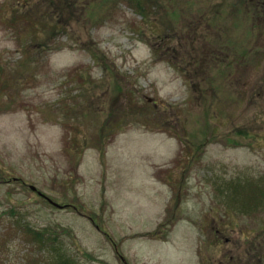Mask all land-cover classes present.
<instances>
[{"label": "rangeland", "instance_id": "374dc122", "mask_svg": "<svg viewBox=\"0 0 264 264\" xmlns=\"http://www.w3.org/2000/svg\"><path fill=\"white\" fill-rule=\"evenodd\" d=\"M72 1L0 0V264H264V0Z\"/></svg>", "mask_w": 264, "mask_h": 264}, {"label": "trees", "instance_id": "16d2710c", "mask_svg": "<svg viewBox=\"0 0 264 264\" xmlns=\"http://www.w3.org/2000/svg\"><path fill=\"white\" fill-rule=\"evenodd\" d=\"M47 0H43L46 2ZM130 4L134 5L136 10L138 9L142 14L147 15V8L148 4H150L147 0H128ZM245 5L251 3L250 0H244ZM261 0H252V3L259 4ZM23 6H26L24 2H18ZM76 4V0L71 2ZM153 3V2H152ZM69 5V4H68ZM242 5H239L240 8ZM244 8V7H243ZM237 10V9H235ZM246 10V9H245ZM253 15L258 17L262 16L264 18V14L259 8V5L253 7ZM255 22L252 23V25ZM264 27V21L262 23ZM253 30L250 29V35H254L260 27L257 25L253 26ZM243 53V52H241ZM246 57L247 53H244ZM234 63L230 62L228 65L223 64V69L225 68L226 71H230L233 73L234 70ZM231 69V70H230ZM229 73V75H230ZM228 75V76H229ZM211 88L214 89L210 81ZM11 213H14V210H11ZM16 225L18 226L19 230L28 237L26 242L29 246H32V252L29 255V264H83L82 260L78 257L77 254L73 253V250L68 246L65 241L70 240L72 243L76 242L75 237L71 234L68 230H63L61 233L59 230L55 231H48V229H34L30 224L23 222L22 220L16 221ZM34 246H37V248ZM84 257L88 260L89 258H93L88 253H84Z\"/></svg>", "mask_w": 264, "mask_h": 264}, {"label": "water", "instance_id": "95a60500", "mask_svg": "<svg viewBox=\"0 0 264 264\" xmlns=\"http://www.w3.org/2000/svg\"><path fill=\"white\" fill-rule=\"evenodd\" d=\"M30 188H31L33 191H37L39 195H41L42 197H44V198H46L47 200H49L50 203L59 206V205L56 204L52 199L48 198V197L45 196L43 193L39 192L38 189H37L35 186H30Z\"/></svg>", "mask_w": 264, "mask_h": 264}]
</instances>
